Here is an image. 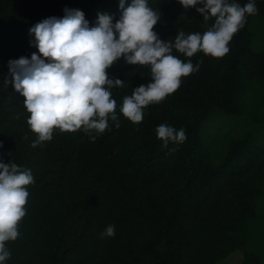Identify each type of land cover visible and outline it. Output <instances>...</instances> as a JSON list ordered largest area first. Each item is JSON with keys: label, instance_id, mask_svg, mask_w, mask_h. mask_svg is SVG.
I'll return each mask as SVG.
<instances>
[{"label": "trees", "instance_id": "16d2710c", "mask_svg": "<svg viewBox=\"0 0 264 264\" xmlns=\"http://www.w3.org/2000/svg\"><path fill=\"white\" fill-rule=\"evenodd\" d=\"M256 5L255 15L264 18V0ZM148 6L161 14L154 25L159 38L173 44L179 31L203 33L215 21H204L196 11L202 5L148 0ZM66 8L82 10L90 25L99 12L114 22L121 14L119 0H0V159L34 177L20 235L6 242V264H217L236 250L244 264H264V255L250 248L264 200V45L253 47L255 15L223 57L202 51L186 57L173 48L199 70L147 106L140 123L120 108L125 96L151 82V70L121 57L106 69L123 81L110 89L118 121L109 119L99 134L57 128L33 147L38 134L8 62L38 53L29 28L63 17ZM160 124L184 128L187 139L162 147ZM110 224L115 235L101 238Z\"/></svg>", "mask_w": 264, "mask_h": 264}, {"label": "clouds", "instance_id": "9594fccd", "mask_svg": "<svg viewBox=\"0 0 264 264\" xmlns=\"http://www.w3.org/2000/svg\"><path fill=\"white\" fill-rule=\"evenodd\" d=\"M178 3L185 9L202 5L196 11L204 21L215 18L214 24L203 33L185 34L181 30L173 44L161 40L154 30L161 14L148 6V0H119L121 14L115 22L112 15L99 12L95 24L90 25L82 10L66 8L63 17H49L30 27L29 34L34 35L30 43L38 53L9 60L8 68L12 86L25 98L24 105L30 113L28 125L38 134L33 147L50 141L57 128L99 134L108 129L109 119L118 121L110 89L122 86L123 81L110 78L106 69L121 57L128 64L148 65L151 70V82L125 96L120 108L126 118L140 123L147 106L164 100L180 87L182 77L199 70V63L182 61L173 55V48L186 57L198 51L223 57L247 17L259 11L256 0H248L243 6L237 0ZM156 134L164 148L170 142L179 144L187 139L184 128L177 130L168 124L158 125ZM32 183L30 169L0 159V264H6L11 256L6 242L20 235L19 222L26 215L29 196L26 186ZM114 235L115 225L110 224L101 238Z\"/></svg>", "mask_w": 264, "mask_h": 264}, {"label": "rangeland", "instance_id": "374dc122", "mask_svg": "<svg viewBox=\"0 0 264 264\" xmlns=\"http://www.w3.org/2000/svg\"><path fill=\"white\" fill-rule=\"evenodd\" d=\"M251 30L254 33L253 47L259 50L264 45V18L260 15H255L252 20ZM250 248L264 255V200L261 202L260 213L253 223ZM244 261L243 251L236 250L227 258L219 260L217 264H244Z\"/></svg>", "mask_w": 264, "mask_h": 264}]
</instances>
